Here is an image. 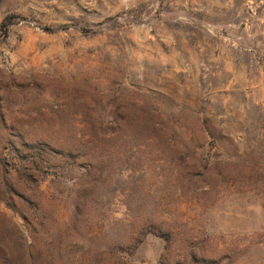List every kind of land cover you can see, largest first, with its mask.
<instances>
[{
	"label": "rangeland",
	"instance_id": "374dc122",
	"mask_svg": "<svg viewBox=\"0 0 264 264\" xmlns=\"http://www.w3.org/2000/svg\"><path fill=\"white\" fill-rule=\"evenodd\" d=\"M0 264H264V0H0Z\"/></svg>",
	"mask_w": 264,
	"mask_h": 264
},
{
	"label": "trees",
	"instance_id": "16d2710c",
	"mask_svg": "<svg viewBox=\"0 0 264 264\" xmlns=\"http://www.w3.org/2000/svg\"><path fill=\"white\" fill-rule=\"evenodd\" d=\"M69 26H63L62 28L63 29H67ZM6 30H7V27H3V33L5 34L6 33ZM78 30H80V29H78ZM80 31H82V30H80Z\"/></svg>",
	"mask_w": 264,
	"mask_h": 264
}]
</instances>
